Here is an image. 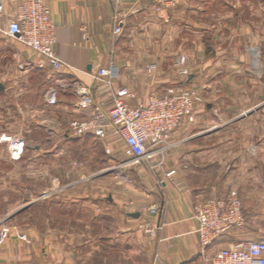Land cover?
<instances>
[{"label":"crops","instance_id":"0c3cea01","mask_svg":"<svg viewBox=\"0 0 264 264\" xmlns=\"http://www.w3.org/2000/svg\"><path fill=\"white\" fill-rule=\"evenodd\" d=\"M20 2L0 0V264H95L98 248L103 264L111 242L148 264H199L194 208L231 191L243 225L207 254L264 237V0H177L162 12L152 0H42L54 53L72 76L4 34ZM181 56L188 76L174 67ZM113 66L109 83L94 79ZM177 87L197 89L202 100L195 122L171 137L163 169L121 167L128 159L113 136L91 137L111 151L102 167L72 157L87 137L65 138L71 121L107 113L120 89L134 106ZM15 138L24 143L17 161L9 157ZM147 219L158 228L152 236L140 229Z\"/></svg>","mask_w":264,"mask_h":264},{"label":"built area","instance_id":"2783aa9c","mask_svg":"<svg viewBox=\"0 0 264 264\" xmlns=\"http://www.w3.org/2000/svg\"><path fill=\"white\" fill-rule=\"evenodd\" d=\"M177 0H152L156 12L170 9ZM114 34L121 32L122 21L116 17ZM4 34L15 39L25 48L42 57L52 71L72 76L73 69L54 53V30L49 18V10L42 0H21L16 7L15 19L8 22ZM185 57H179L174 67L182 76H188ZM118 69L113 66L100 69L94 79L116 77ZM192 89L173 88L161 95H150L146 102L134 106L130 101L134 95L125 89L116 92L113 104L107 113L95 112L90 119L71 121L64 132L66 138H82L87 135L102 141L113 136L123 145V154L128 159L121 167L127 168L145 163L152 170L163 169V155L169 148L171 137L184 125L195 122L196 103L201 98ZM86 96L84 88L77 92ZM49 104L56 101V92L50 89L45 95ZM24 151V143L15 139L9 147L10 159L17 161ZM106 154L111 155L109 149ZM176 173L170 170L167 177ZM157 208L150 207L147 214L155 215ZM193 217L198 223L201 262L199 264H264V237L260 240L230 243L209 256L207 249L219 238L232 234L243 225L242 202L235 191L224 198L208 199L198 203ZM140 229L148 235L158 230L147 219Z\"/></svg>","mask_w":264,"mask_h":264},{"label":"rangeland","instance_id":"374dc122","mask_svg":"<svg viewBox=\"0 0 264 264\" xmlns=\"http://www.w3.org/2000/svg\"><path fill=\"white\" fill-rule=\"evenodd\" d=\"M1 19H0V24H1ZM179 88H184V87H177L176 89ZM188 89V88H187ZM192 89L193 91H195L194 93H197V95L201 98L202 100V94L200 93V91H198L197 89H193V88H189ZM38 98L40 97V95L37 96ZM37 101H39V99H36L34 101V104L37 103ZM201 102V101H200ZM198 102L196 103V107L197 105H200L201 103ZM196 107H195V111H196ZM212 120V119H211ZM87 137V138H86ZM93 136L91 135H87L85 137L82 138H86L87 140L85 141L86 145L83 147V149L85 151L82 150H74V152H72V157L73 158H77L80 160H87L88 163L92 166H94V168L96 169V167H102L103 164H105L108 160H112V156L106 154V150L107 149H102L99 148L100 145H98V141L94 140L93 138H91ZM66 138V137H65ZM17 139V138H15ZM14 139V140H15ZM71 139V138H69ZM74 139V138H72ZM98 139V138H97ZM100 140V139H99ZM87 145H90L89 147L91 149L87 150ZM173 144L171 142H169V153L172 151L173 149ZM72 151V150H71ZM68 153L70 154V152L68 151ZM23 155V154H22ZM21 159V158H20ZM78 164V163H77ZM81 165L80 169L84 167L85 164H83L82 162L79 163ZM0 170H6L7 171V166L0 165ZM117 165H115L114 167H116ZM147 167L148 172H153L154 170H152L148 165H145ZM128 168V167H127ZM126 168V169H127ZM116 168H111L110 171H114ZM108 171V172H110ZM127 182H130L129 180ZM12 199H10L11 201ZM2 204V202H0V205ZM1 207V206H0ZM156 208V207H155ZM157 212V211H156ZM157 214V213H156ZM21 220H19L18 224H21ZM113 222L110 221V227L111 230L115 227L112 225ZM141 226V225H140ZM143 231V230H142ZM146 234V233H145ZM148 235V234H147ZM107 247V246H106ZM94 251V250H93ZM98 251L99 248L97 250H95L96 255L94 256L95 258V264H101V260H99L100 258V252L98 255ZM208 251V249H207ZM104 256L102 257L104 259V263L103 264H148L147 259L143 258L140 254H135L134 252H131L129 250V247H121V245H117L115 242H111L107 248L104 247ZM99 257V258H98ZM97 259V260H96ZM100 261V262H99Z\"/></svg>","mask_w":264,"mask_h":264},{"label":"water","instance_id":"95a60500","mask_svg":"<svg viewBox=\"0 0 264 264\" xmlns=\"http://www.w3.org/2000/svg\"><path fill=\"white\" fill-rule=\"evenodd\" d=\"M132 217H138V215L136 214V215H131Z\"/></svg>","mask_w":264,"mask_h":264}]
</instances>
